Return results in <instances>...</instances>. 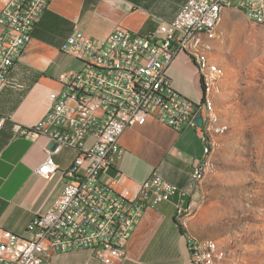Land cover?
I'll return each mask as SVG.
<instances>
[{
	"label": "built area",
	"instance_id": "2783aa9c",
	"mask_svg": "<svg viewBox=\"0 0 264 264\" xmlns=\"http://www.w3.org/2000/svg\"><path fill=\"white\" fill-rule=\"evenodd\" d=\"M49 1L0 0V91L23 87L10 72ZM219 6H237L254 24H264V0H186L172 20L160 22L148 34L116 28L104 39L79 30L67 36L60 51L80 61L81 67L60 74V88L49 93L48 109L36 125L13 127L17 135L44 134L54 144L46 149L36 173L58 172L64 178L63 190L44 213L33 217L25 235L0 228V264H51L47 260L51 253L79 249L111 264L123 258L146 207L172 201L177 224L191 210L201 191L192 198L152 173L136 194L123 197L101 180V174L120 155L122 132L143 124L148 115L176 131L194 129L203 150L210 144L198 123V117L207 116L203 91L208 79L198 72L202 95L193 102L172 87L165 69L178 53H185L198 71L197 62L185 50V37L192 28L208 29ZM65 147L73 149L75 157L70 167L60 169L53 155ZM203 170L200 159L192 166V181ZM184 199L187 206L181 202ZM186 242L190 264H204L209 257L207 243Z\"/></svg>",
	"mask_w": 264,
	"mask_h": 264
},
{
	"label": "crops",
	"instance_id": "0c3cea01",
	"mask_svg": "<svg viewBox=\"0 0 264 264\" xmlns=\"http://www.w3.org/2000/svg\"><path fill=\"white\" fill-rule=\"evenodd\" d=\"M185 1H49L10 72L23 87H6L0 91L1 229L25 235L33 217L44 213L62 193L64 178L58 172L50 176L36 173L46 149L51 147L47 136L17 135L13 127L36 125L48 109L49 93L60 88V74L81 67L80 61L60 51L67 36L79 30L92 38L104 39L116 28L148 34L160 22L172 20ZM165 72L172 87L181 95L193 102L201 98L200 71L185 53H178ZM204 94L207 95L208 90L203 91V97ZM200 128L208 141L205 125ZM119 144L122 150L116 162L101 174V180L114 192L131 197L152 173H156L187 191L190 197L197 196L199 185L192 181L190 173L196 161L201 159L202 162L208 156L209 144L203 150L194 129L176 131L156 116L148 115L143 124L126 128L119 137ZM74 157L75 151L67 147L53 155L60 169L70 167ZM189 214L187 223L178 218L177 224L172 201L146 207L126 243L123 258L111 264H190L186 239L197 238L202 232L200 218ZM47 260L51 264H105L88 249L53 252Z\"/></svg>",
	"mask_w": 264,
	"mask_h": 264
},
{
	"label": "rangeland",
	"instance_id": "374dc122",
	"mask_svg": "<svg viewBox=\"0 0 264 264\" xmlns=\"http://www.w3.org/2000/svg\"><path fill=\"white\" fill-rule=\"evenodd\" d=\"M223 12L205 38L213 116L190 212L202 235L192 240L216 243L212 264H264V24L237 8Z\"/></svg>",
	"mask_w": 264,
	"mask_h": 264
},
{
	"label": "bare ground",
	"instance_id": "6f19581e",
	"mask_svg": "<svg viewBox=\"0 0 264 264\" xmlns=\"http://www.w3.org/2000/svg\"><path fill=\"white\" fill-rule=\"evenodd\" d=\"M230 8H237L240 9L250 20V17L248 16V13L243 11L241 8L237 6H219L214 11V14L210 17V23L209 28H192L185 37V50L187 54H189L192 59L197 62L198 70L200 71V74L203 75L205 79H208V88L205 90L207 91L210 87V84L212 83V78L210 74L208 73V67H209V57H208V51L209 46L205 42V38L207 35L211 33V31L215 28V26L220 21L221 15L224 10L230 9ZM203 103H204V109L206 110V117H203L201 119L200 127L202 125H205L206 130H209L211 127V119L213 116V102L212 100L205 95L203 97ZM201 167L204 168L203 171L197 172V174L193 175V180L196 182L201 181L206 173V167L207 163L206 161L201 162ZM200 243H207V252L209 253V257L206 259L204 264H212L213 257L215 255V252L217 250L216 243L213 240H206L205 242Z\"/></svg>",
	"mask_w": 264,
	"mask_h": 264
},
{
	"label": "trees",
	"instance_id": "16d2710c",
	"mask_svg": "<svg viewBox=\"0 0 264 264\" xmlns=\"http://www.w3.org/2000/svg\"><path fill=\"white\" fill-rule=\"evenodd\" d=\"M204 92H205V90H204ZM204 96H205V94H204ZM209 150H210V146L208 145V146H207V153L209 152ZM181 202H182V204H183L184 206H187V204H188V199H184V200H182ZM178 227H179L180 231H183V227H182L181 224H179Z\"/></svg>",
	"mask_w": 264,
	"mask_h": 264
},
{
	"label": "water",
	"instance_id": "95a60500",
	"mask_svg": "<svg viewBox=\"0 0 264 264\" xmlns=\"http://www.w3.org/2000/svg\"><path fill=\"white\" fill-rule=\"evenodd\" d=\"M195 65V64H194ZM198 123L200 124L201 123V117H198ZM51 147L53 148L54 147V144H51Z\"/></svg>",
	"mask_w": 264,
	"mask_h": 264
}]
</instances>
